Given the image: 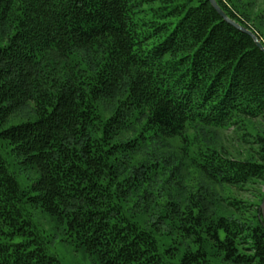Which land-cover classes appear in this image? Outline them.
<instances>
[{
	"label": "trees",
	"instance_id": "16d2710c",
	"mask_svg": "<svg viewBox=\"0 0 264 264\" xmlns=\"http://www.w3.org/2000/svg\"><path fill=\"white\" fill-rule=\"evenodd\" d=\"M216 2L264 45L257 0ZM102 99L116 101L109 116ZM29 101L35 117L4 126ZM262 115L264 51L209 0H0V264H63L28 206L97 264H264L262 197L254 209L198 184L176 199L156 178L181 159L136 157L187 127ZM210 139L188 158L211 183L264 180V135L258 160Z\"/></svg>",
	"mask_w": 264,
	"mask_h": 264
},
{
	"label": "rangeland",
	"instance_id": "374dc122",
	"mask_svg": "<svg viewBox=\"0 0 264 264\" xmlns=\"http://www.w3.org/2000/svg\"><path fill=\"white\" fill-rule=\"evenodd\" d=\"M257 1V5L253 10L256 12L261 11L262 17L259 20L264 23V0ZM3 41L5 40L3 39ZM99 104L103 110V114L109 116L114 110L116 101L115 99L112 101L102 99ZM34 117V103L29 101L9 116L4 126L16 124ZM238 121V124L234 127L227 125L223 128H204L206 131L197 127H187L185 129L187 141H184L180 137H169L159 141H146L137 152L136 157L148 159L151 156L150 154L157 153V155L169 158L171 161V164L168 166L169 168L174 165L173 160H171L172 157L175 158L174 161L176 158L181 159L183 163H178L177 169L173 166V169L176 171H174L173 177H168L165 180L164 176L161 175L156 178L157 186H162L163 192L168 193L176 199H184L190 191L194 190L196 185L202 184L220 195L234 196L244 200L246 204L252 203V207L255 209L257 201H259L260 197L263 198L264 195V180H254V182H249L243 185V187L214 184L206 179L193 164V161L188 158L189 155L192 157V150L196 147L195 145H199V142L202 145L207 144L208 139L211 138L210 140L213 141V145L229 157L258 160L256 152L258 146L255 142V137L256 135H264V115L256 118L240 116ZM135 126H138V124L136 123L132 127L123 129L120 138L128 139L135 136L137 130ZM194 142L197 143L194 145ZM185 144L187 145V156L183 158L182 152ZM10 169L17 172V178L21 184L27 183L26 177L28 174L30 175V171H20L13 165H10ZM166 173L165 175H167ZM27 209L36 226V232L45 241V246L49 253L55 254L63 264H97L94 258L83 252V250L63 240L64 235L61 226L51 215L31 206H28ZM210 264L231 263L214 260Z\"/></svg>",
	"mask_w": 264,
	"mask_h": 264
},
{
	"label": "water",
	"instance_id": "95a60500",
	"mask_svg": "<svg viewBox=\"0 0 264 264\" xmlns=\"http://www.w3.org/2000/svg\"><path fill=\"white\" fill-rule=\"evenodd\" d=\"M211 5L217 10V12L230 24H232L233 26H235L236 28L240 29L243 32L248 33L254 40V42L256 43V45L262 49L264 51V45L260 42V40L258 39V37L256 36V34H254L251 30H249L248 28H245L244 26L240 25L239 23L235 22L234 20L230 19L226 13L220 8V6L218 5V3L216 2V0H209ZM260 207L262 209V214H263V218H264V195L262 198V202L260 204Z\"/></svg>",
	"mask_w": 264,
	"mask_h": 264
}]
</instances>
